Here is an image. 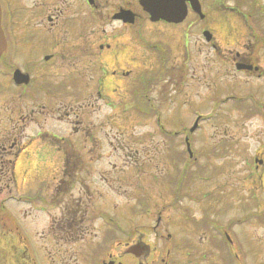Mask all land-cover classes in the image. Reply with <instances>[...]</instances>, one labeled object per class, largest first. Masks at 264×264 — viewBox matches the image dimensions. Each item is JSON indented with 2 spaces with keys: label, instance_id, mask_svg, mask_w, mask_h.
I'll use <instances>...</instances> for the list:
<instances>
[{
  "label": "flooded vegetation",
  "instance_id": "1",
  "mask_svg": "<svg viewBox=\"0 0 264 264\" xmlns=\"http://www.w3.org/2000/svg\"><path fill=\"white\" fill-rule=\"evenodd\" d=\"M0 9V264H248L246 239L264 264V48L251 26L220 9L153 21L140 0ZM91 111L114 113L97 135ZM122 119L140 142L132 168L98 171L92 190L80 166L102 159ZM127 192L145 213L121 232Z\"/></svg>",
  "mask_w": 264,
  "mask_h": 264
},
{
  "label": "rangeland",
  "instance_id": "2",
  "mask_svg": "<svg viewBox=\"0 0 264 264\" xmlns=\"http://www.w3.org/2000/svg\"><path fill=\"white\" fill-rule=\"evenodd\" d=\"M250 1L251 0H221L218 3H224L225 4H229V5H236V6H241V9L245 11V13H249V6H250ZM205 2H212L211 5L216 6L217 4H214V2H217V0H205ZM263 4H264V0H263ZM250 7H254V6H250ZM254 14H258L257 12H255ZM262 15L264 17V12H262ZM254 23H258L261 27L258 30H262L264 33V18L262 19L261 17H257L255 16V18L253 19ZM220 97V96H217ZM195 107V106H194ZM101 116H105V118L108 120L110 119V117L113 116V114H109L107 113V111L104 112H99V113H95V112H91L89 119L91 121H93L95 123L94 128H95V134L97 131V126H96V120L99 119ZM182 120H179V123H182V121L185 122V120H187V118L185 117H181ZM255 122H252L250 124L251 130L250 132H255L256 131V127L258 126L256 123V120H254ZM118 122L117 121V125L114 127L113 125H106L105 129H104V137H105V144H104V148H99V151H103L104 157L102 160L96 161L94 160L93 162H90V164H84L83 166H80L82 168L88 169L89 170V176L87 177L89 180V183L91 185V188L93 190V188H100L103 190V187H101V184H99L98 182H95V180L97 178H99L98 175V171L100 170H104V169H112L113 165H117V166H121L124 168H128V165H126V163H129L131 165V162L134 157L132 156V154H130L131 152L134 153L135 148L140 146V142H135L134 139H132V135H131V126L128 122V119H122L121 122V129L118 128ZM256 124V125H253ZM237 129H235L236 132ZM139 133V130H137ZM35 133V130L33 132V134ZM236 134H240L239 132H236ZM97 135V134H96ZM243 137V136H242ZM146 139V137H144ZM148 140V137H147ZM254 144L253 141H249L247 142V140L244 141L245 144H247L249 147L251 145V143ZM119 143H121V145H119ZM145 146V145H144ZM255 146V145H254ZM135 156V155H134ZM163 158V157H162ZM128 161H125V160ZM164 159V158H163ZM139 161L141 162H145L148 161L146 158H142L139 159ZM109 162V165L105 166L107 163ZM172 164V162H171ZM164 167H167V163L165 162L164 159ZM147 168H149V165H147ZM162 168V160H157L155 159L153 165H152V169H154L155 171L157 169ZM237 189L234 188V192H236ZM126 195L128 197H130V192H127ZM129 199V198H128ZM127 200V199H125ZM244 249L249 250L247 252V262L248 264H252L253 263V256H251V253L256 252L257 248L256 246L253 245L252 241L249 242V240L246 239V242L244 244V246H242ZM251 252V253H250ZM257 255V253H256Z\"/></svg>",
  "mask_w": 264,
  "mask_h": 264
},
{
  "label": "water",
  "instance_id": "3",
  "mask_svg": "<svg viewBox=\"0 0 264 264\" xmlns=\"http://www.w3.org/2000/svg\"><path fill=\"white\" fill-rule=\"evenodd\" d=\"M190 1L192 2L194 8L198 9L199 0ZM142 3V5H144L145 8L153 15L155 14L169 20L179 21L187 14V4L185 3V0H142ZM1 31L0 25V53L5 47V39Z\"/></svg>",
  "mask_w": 264,
  "mask_h": 264
}]
</instances>
